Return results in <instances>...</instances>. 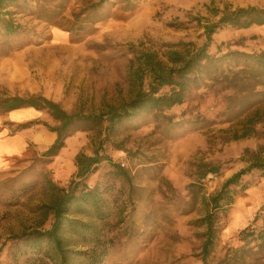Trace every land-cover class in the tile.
<instances>
[{
  "label": "rangeland",
  "instance_id": "obj_1",
  "mask_svg": "<svg viewBox=\"0 0 264 264\" xmlns=\"http://www.w3.org/2000/svg\"><path fill=\"white\" fill-rule=\"evenodd\" d=\"M95 1L27 0L13 8L25 32L0 38V98L43 96L67 112L97 114L106 104L118 106L129 99L126 73L134 51L203 43L201 25L212 18L213 8L264 7V0H136L129 10L113 3L94 12ZM229 49H264V25L215 33L209 51ZM206 83L190 90L174 110L171 130L142 115L103 145L111 162H101L85 180L89 188L97 186L113 212L104 230L113 242L102 264H202L201 201L255 154L264 161V118L247 121L256 109L262 113L264 104L235 116L236 106L227 108L232 91L225 83ZM56 124L32 107L0 113V264H35L27 260L31 254L19 252L20 235L50 227L44 206L57 193L48 181L66 187L76 172V154L91 155L102 139L95 131L75 132L47 159L43 152L55 135L46 126ZM202 163L219 164L222 171L198 179ZM242 185L235 188L209 264L226 247L241 245V229L264 226V212H258L264 177L254 170L243 176ZM192 191L194 202L188 200ZM256 264H264V258Z\"/></svg>",
  "mask_w": 264,
  "mask_h": 264
},
{
  "label": "trees",
  "instance_id": "obj_2",
  "mask_svg": "<svg viewBox=\"0 0 264 264\" xmlns=\"http://www.w3.org/2000/svg\"><path fill=\"white\" fill-rule=\"evenodd\" d=\"M26 2L27 0H0L2 40L25 32L23 26L15 20L13 8ZM135 2L136 0H96L91 6L94 12L113 3L123 10H129L135 6ZM211 17L201 25L205 39L199 45L178 42L161 45L158 50L134 51L126 73L130 97L121 105L106 104L97 114H82L67 112L57 102L43 96L0 98V113L32 107L45 111L57 122L55 126H46L55 135L53 142L43 152L47 159L57 155L66 139L75 132L95 131L102 136L91 155L76 154V172L66 187L58 188L48 181V187L57 193L51 205L44 206L51 216V224L48 229H34L20 235L22 242L19 252L31 254L27 260L35 264H81L82 261H78V258L82 257V264L103 263L113 242V237L104 231L113 212L97 186L89 188L85 180L101 162H111L103 145L126 123L148 115L155 123L163 125L164 130H171L176 122L174 110L185 101L190 90L204 86L206 82L225 83V88L232 91L228 95L227 108L236 106L233 113L235 116L264 104V49L257 52L234 49L216 53L209 51L213 35L218 31L264 25V7L213 8ZM258 110L247 119L249 124L264 118V111L261 113ZM19 126L25 128L24 125ZM248 134L249 131L244 132L242 137ZM233 138L238 137L235 135ZM113 166L116 167L117 174L128 179L121 168ZM198 169V179L205 178L209 173L218 174L222 171L221 165L212 163L199 164ZM254 170L264 177V161L257 154L246 167L228 177L214 195L201 201L205 213L197 220V224L202 228L199 233L202 238L199 253L202 264H209L211 261L218 235L224 227L223 218L234 199L235 188H245L242 178ZM24 190L22 187L21 192ZM188 198L191 202L195 201L193 191ZM258 212H264V203ZM237 240L241 245L226 247L223 255L213 264H256L264 258V226L259 229L244 227L237 234ZM77 247L85 250L81 251Z\"/></svg>",
  "mask_w": 264,
  "mask_h": 264
}]
</instances>
